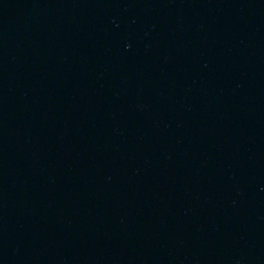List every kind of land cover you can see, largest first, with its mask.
Listing matches in <instances>:
<instances>
[{"label": "water", "instance_id": "95a60500", "mask_svg": "<svg viewBox=\"0 0 264 264\" xmlns=\"http://www.w3.org/2000/svg\"><path fill=\"white\" fill-rule=\"evenodd\" d=\"M0 264H264V0H0Z\"/></svg>", "mask_w": 264, "mask_h": 264}]
</instances>
